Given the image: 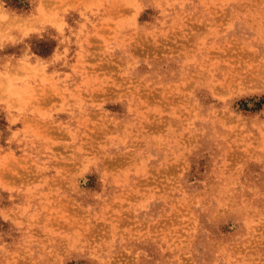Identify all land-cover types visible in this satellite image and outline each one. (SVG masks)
Returning <instances> with one entry per match:
<instances>
[{
    "label": "rangeland",
    "instance_id": "1",
    "mask_svg": "<svg viewBox=\"0 0 264 264\" xmlns=\"http://www.w3.org/2000/svg\"><path fill=\"white\" fill-rule=\"evenodd\" d=\"M0 264H264V0H0Z\"/></svg>",
    "mask_w": 264,
    "mask_h": 264
}]
</instances>
